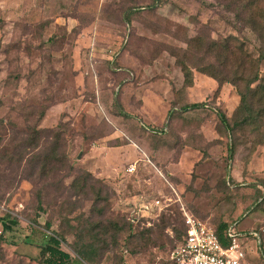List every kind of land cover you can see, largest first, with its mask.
<instances>
[{
  "label": "rangeland",
  "instance_id": "1",
  "mask_svg": "<svg viewBox=\"0 0 264 264\" xmlns=\"http://www.w3.org/2000/svg\"><path fill=\"white\" fill-rule=\"evenodd\" d=\"M245 1L0 0V264H44L53 233L72 264H169L183 210L255 231L264 264V112L234 126L221 48L263 49Z\"/></svg>",
  "mask_w": 264,
  "mask_h": 264
},
{
  "label": "trees",
  "instance_id": "2",
  "mask_svg": "<svg viewBox=\"0 0 264 264\" xmlns=\"http://www.w3.org/2000/svg\"><path fill=\"white\" fill-rule=\"evenodd\" d=\"M244 6L247 9L253 10L254 14L250 17V20L253 22L257 21V25L260 27H264V0H246L244 3ZM195 41H198V38H191L189 42L193 43ZM219 42H211L207 49L209 51H213L215 49H218ZM224 54V66H228L230 64H237L238 68L235 72V76L233 79H231L232 84H234L237 87L238 95L240 97L239 105L237 106L235 113H236V119L234 126H243L244 124L251 125L256 124L257 120L261 117L262 112H264V103L262 105V108H255L254 104V98H257L256 102L262 101V97H264V79L262 76L260 77L258 67L260 65V60L264 59V47L260 51V54L257 58H253V56L245 51L242 46L233 44L231 40L226 39V42L222 44ZM234 62V63H233ZM202 72L207 73L208 75L212 76L213 78H217L218 80H225L230 81L226 78H219L216 73H214L213 68H202ZM183 72L185 76V81L188 83L191 82V78L193 77L191 75V72L189 68H187L185 65L183 66ZM200 104L194 103L190 106L192 107H198ZM261 108V109H260ZM220 120L224 125L228 126L227 119L224 115L220 114ZM233 128V127H232ZM231 153V152H230ZM88 176H90L89 173H87ZM139 218V217H137ZM136 217L127 218V224L132 226L133 223L139 221ZM183 219V231L182 234L178 240V242L173 246H178L185 236V223H184V217ZM16 223V220L7 219V217L0 216V225L2 226V232L10 229V224ZM231 226L230 224H227L225 222H220L217 226V234L225 243L224 240V233L226 229ZM46 227L49 228V223H46ZM248 232H255V231H248ZM256 233V232H255ZM257 238V233L254 238ZM64 240L63 236L60 233H53L48 235V239L46 240L45 244L41 246L40 254H41V260L44 264H72L74 257L67 251L63 250L61 248V242ZM75 255L78 256L79 259L89 261V256L87 255L85 250L81 249H75Z\"/></svg>",
  "mask_w": 264,
  "mask_h": 264
},
{
  "label": "built area",
  "instance_id": "3",
  "mask_svg": "<svg viewBox=\"0 0 264 264\" xmlns=\"http://www.w3.org/2000/svg\"><path fill=\"white\" fill-rule=\"evenodd\" d=\"M128 170L134 171L133 167ZM155 204L161 200L156 199ZM186 226L183 241L169 252V264H249V239L255 232L239 231L234 225L224 233L225 243L215 226L183 210Z\"/></svg>",
  "mask_w": 264,
  "mask_h": 264
}]
</instances>
